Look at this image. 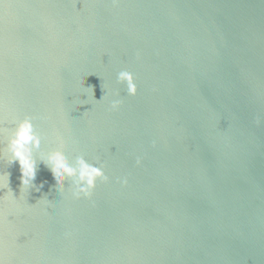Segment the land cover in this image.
<instances>
[{
  "label": "water",
  "instance_id": "obj_1",
  "mask_svg": "<svg viewBox=\"0 0 264 264\" xmlns=\"http://www.w3.org/2000/svg\"><path fill=\"white\" fill-rule=\"evenodd\" d=\"M25 115L110 182L0 158L4 264H264V0H0V148Z\"/></svg>",
  "mask_w": 264,
  "mask_h": 264
},
{
  "label": "clouds",
  "instance_id": "obj_2",
  "mask_svg": "<svg viewBox=\"0 0 264 264\" xmlns=\"http://www.w3.org/2000/svg\"><path fill=\"white\" fill-rule=\"evenodd\" d=\"M139 58V53L137 54ZM136 78L133 73L124 70L117 75V82L126 85L128 95L135 96L138 94V86L135 82ZM119 95V93H117ZM105 99V95L102 100ZM123 101L114 99L111 101L110 110L118 111L122 106ZM47 120L49 117H42ZM34 117L25 115L22 119L13 117L8 121L9 133L6 144L0 148V158H6L9 164L19 162L21 170L22 189L31 187L36 177L37 161L43 162L52 172L57 184L59 185L61 193L65 191L64 184L66 180L71 181L72 195L75 199L87 198L92 199L94 191L97 187V182L109 183L110 178L103 170V166H97L85 158L84 155H77L70 160L64 152L65 139L58 130H53V142L55 147L49 150H42V143L44 136L37 131V126L34 123ZM254 123L257 127L264 124V119L256 116ZM3 122L0 121V132L4 131ZM155 146V142H153ZM141 157L136 158V164L142 165ZM7 175V185L5 186L0 176V189H7L9 187V176ZM123 186L129 183L128 178L117 180ZM39 190V189H37ZM11 191V190H9ZM12 193V192H11ZM66 238L71 236V233L65 234ZM0 264H4L3 259H0Z\"/></svg>",
  "mask_w": 264,
  "mask_h": 264
}]
</instances>
